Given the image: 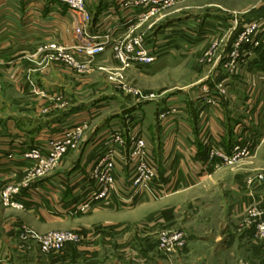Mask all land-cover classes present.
<instances>
[{
	"label": "rangeland",
	"instance_id": "obj_1",
	"mask_svg": "<svg viewBox=\"0 0 264 264\" xmlns=\"http://www.w3.org/2000/svg\"><path fill=\"white\" fill-rule=\"evenodd\" d=\"M88 1L93 20L89 33L112 43L103 54L95 57L74 54L73 48L80 43L77 37L78 41L72 45L53 38L29 48L9 46L4 57L0 56V116L6 121V116L16 113L18 120L11 122L18 127L17 132L22 135L32 132V137L35 136L28 148L17 153L27 165L12 171L0 182V223L14 220L19 253H27L32 248L34 264H40L46 255H62L69 245H86L97 238L98 245L86 250H100L92 251L95 253L90 258L157 264L160 257L170 261L176 251L186 246H178L170 252L161 239L165 233L172 236L184 231L178 223L200 231H220L226 225L234 229L250 228L255 242L264 241L258 229V224L264 222V207L257 201L247 203L242 220L231 218L227 208H223L229 203L232 209L231 203H241L243 196L264 198V59L258 56V61H253L256 55H264V27L251 32L252 25L264 20V0H136L140 3L138 14L125 13L123 23L95 34L92 25L96 15ZM129 3L131 0L120 6L127 8ZM66 8L70 17L69 7ZM112 8L115 6L103 9L102 17H110ZM144 13L149 17L143 19ZM70 23L75 31L71 19ZM249 36L252 41L241 43L242 38ZM238 42L240 45L236 48ZM236 52L239 56L233 62L232 54ZM140 53L144 56H139ZM149 56L152 62L146 63ZM226 73L231 80H227ZM49 83L59 89L49 90L45 85ZM185 101L193 102L189 111L188 103L175 107ZM229 101L233 102V109ZM188 112L193 120L190 128L199 143L197 154L184 150L178 138L174 139V145L173 139L166 140L172 127L180 123L172 124L173 120ZM229 112L235 122L228 123ZM62 114L69 122L43 123L47 117L58 115L60 118ZM2 126L6 128L8 124L0 123V129ZM44 126L49 128L44 130ZM182 127L187 132L184 129L187 126ZM42 129L45 133L39 137ZM116 130L131 144L134 136L146 141V151L157 162L161 191L137 195L130 204L118 203L112 208L135 207L149 198L174 195L169 185L174 180L180 181V199L207 196L209 203L191 205L183 200L180 212L152 215L148 220L130 223V228L113 236L110 249L99 244L109 238L103 232L104 227H110L105 223L91 227L96 228V236L93 232L84 235L82 231L54 223L44 225L34 218L31 225L23 212L28 203L32 202L35 211L44 212L43 199L57 195L56 191L50 193L52 187L60 182L69 185L76 178L92 179L96 164L107 154L106 140ZM68 132L74 136L68 139L66 152L57 158L54 151L68 142L64 138ZM131 144L127 148L130 149ZM158 144L160 149L156 152L154 146ZM166 145L169 150L163 154L162 147ZM39 147L42 148L40 158L35 161L24 158L26 150ZM184 154L195 157L198 175L188 170L187 165L195 161L190 157L186 161ZM120 161L118 158L117 164ZM133 164L129 158L123 160L125 169L116 167L115 172L124 176V170L130 167L132 172ZM129 173L130 170L125 183H121L125 187L123 193L132 192ZM189 178L199 185L185 188L183 182ZM9 188L16 191L12 198L24 203V208L6 206L4 192ZM177 199L169 202L172 206L167 205L174 207ZM82 205L78 206L79 211ZM91 206L96 208L99 204ZM156 209L146 206L144 211ZM62 231L78 234L79 240L66 242L64 247L53 245L46 251L43 238ZM144 253L150 255L148 261ZM13 261V255L0 251V264Z\"/></svg>",
	"mask_w": 264,
	"mask_h": 264
},
{
	"label": "crops",
	"instance_id": "obj_2",
	"mask_svg": "<svg viewBox=\"0 0 264 264\" xmlns=\"http://www.w3.org/2000/svg\"><path fill=\"white\" fill-rule=\"evenodd\" d=\"M127 1L128 0H89L88 5L90 8L93 6L96 15L95 21L92 25V32L95 34L97 32L110 30L117 24L123 23V20L127 17L125 13L132 12L133 15L140 12V7L135 4H129V7L127 8L120 6L123 2ZM134 1L135 0H131V2ZM110 6H115V9H111L112 14L110 17H102V10L108 9ZM66 7L67 6L63 3L53 0H0V56L4 57L5 52H8V50L5 51V49L9 46L26 45L29 48L48 40H53V38H57L60 43L66 45L76 43L78 39L72 29V24L67 15ZM122 26L125 27L124 25ZM121 30L122 29H120V31ZM258 56H260L261 60L264 59V55H256L253 60L254 62L258 61ZM227 75V80H231V77ZM45 85L51 91L59 89L50 83ZM187 103L189 104V111L190 108L193 107V102L191 101L176 104L175 107L182 106L183 104L187 105ZM231 103L233 102L229 101L230 108ZM75 112H77V110H75ZM190 113L188 112L185 115H179L180 118L177 117L173 120L172 124H176L177 121L180 123H177V125L172 127L171 130L173 131L170 137L166 140L173 139L172 144L174 145V139L178 138L181 144L183 142L184 150L186 149L189 150L188 152L192 151L197 154L199 151V143L193 136V131L190 128V124H192L193 121ZM229 113L226 118L229 119L231 116V120L228 123L235 122L236 120L232 118V113H230V115ZM15 115L16 113L6 116L8 119L6 121H4L3 116H0V123L2 125L8 124L6 128L2 126L3 128L0 129V182L2 179L4 180L9 177L12 171H18L20 168L27 165V161L20 159L17 153L28 148L30 144H32V140L35 138V136L32 137V132H25V135L17 132V130H19L18 127L11 122L13 119L18 120ZM63 115L64 114L60 115V118L57 117L58 115L47 117L43 119V123L47 124L51 121V123H57L58 121L60 123L69 122L67 118L64 119ZM128 115L131 116V113H128ZM236 123H238V121ZM184 125L187 126V128L184 129H186L188 133L182 129V126ZM42 128L45 130L49 127L44 126ZM43 129L39 132V137L45 133ZM166 140H163L164 143L172 146ZM167 145L166 147H162L163 154L167 153L169 150ZM159 147V144L154 146L156 152L160 149ZM10 155L13 156V158H10ZM184 155L187 157L186 161H189V157L193 159L192 161H195V157L187 154ZM187 166H190L188 167L189 171L198 175L199 166L196 161L195 163L192 162V165L190 164ZM123 169L125 168L122 165H119V170ZM124 171H126L124 176L119 174L121 177V183H125V178L128 176V170ZM179 182L180 181L178 180H174L169 183L173 189V193H175L174 195L162 196L158 199L149 198L135 207L123 205L120 208L114 209L112 207L96 206V208H91L88 211H79L78 206L90 195V191H88L89 179L81 180L76 178L72 180L69 185L66 182H60V185L52 187V190L50 189V193L57 192V195L51 197L52 199L50 197L48 199L47 197L43 199V207L45 206L46 208L44 212L41 210L35 211V209L32 208V202L28 203L29 206H27L23 212L29 217V223L31 225L32 218H34L40 220L41 223L44 222V225L54 223L64 228L82 231L84 235L93 232L94 236H96V228L94 227L91 229V227L97 223H105L110 227H104L105 231L103 232L112 239H106L104 241L106 244L99 241V244L105 245L106 248L110 249L111 243L109 242L110 240H113V236L115 235L117 237L121 230H127L130 228V223H138L139 221L148 220L152 215L160 216L164 214V216H168L172 212L174 214L180 212L183 208H180L179 205L182 204L183 200H185V203L188 202L191 205L209 203L207 196L204 199L190 196L184 197L185 199H180L181 193L179 192V188L181 185H179ZM196 182L195 179L189 178V180L183 182V185L185 188L196 187L199 185V182L198 184ZM58 187L59 189H57ZM79 191L80 193H78ZM177 197V201L173 203L175 206L170 207L172 204H169V202L175 200ZM223 201L224 199H221V203H223ZM252 201H257L259 206L261 205L264 207V198H250L248 196H243L241 203L240 201H237V203H231L234 205L232 209L231 205H229V203L226 204L225 202L223 208H227L228 215L231 218L242 220L245 206ZM161 203L164 205L161 206ZM146 206H153L157 209L154 210V212L151 210V212H147V210L144 211ZM138 212L140 214H138ZM210 212L211 210L209 211L208 209V213ZM14 225V220L12 219L3 222L2 224L0 223V251H5L7 255L11 254L14 256L12 264H34L32 259V248L28 249L27 253H19L18 235L15 231ZM177 225L180 226L187 235L186 246L183 249L176 251L170 261L164 260L162 259L163 257H160L157 260V264H264V241L255 242L253 240L254 232L250 228L234 229L226 225L221 228L220 231H214L213 229L200 231L187 226L184 227L181 223H178ZM118 240H116V242H119ZM97 245V238H94L90 244L88 243L81 246L69 245L64 254L46 255L44 261L40 264H136L134 261L131 262L130 260L125 259L103 258L99 260L90 258L95 253L92 251L98 250L99 248H95V250L86 249L96 247ZM108 252H110V250H108ZM84 254H86V256H84ZM143 255L145 261L150 259V255L146 253ZM2 256L3 254L1 257ZM102 257H104V255H102ZM141 264L145 263L141 262Z\"/></svg>",
	"mask_w": 264,
	"mask_h": 264
},
{
	"label": "built area",
	"instance_id": "obj_3",
	"mask_svg": "<svg viewBox=\"0 0 264 264\" xmlns=\"http://www.w3.org/2000/svg\"><path fill=\"white\" fill-rule=\"evenodd\" d=\"M58 1L63 4H66L69 7L71 21L74 22V29L76 36L80 39V43L73 48V53L80 56H88L95 57L106 52L107 48L112 45V43L108 40L101 41L99 40V36L91 35L89 33L90 23L92 24V15L88 10V6L86 0H53ZM157 3V1H156ZM160 1H158V4ZM129 4H135L136 6L140 5L136 0ZM142 4V3H141ZM143 19L149 17L146 13L143 14ZM264 27V20H259L254 25H252V31H257ZM251 36V35H250ZM249 37L242 38L241 43L243 41L249 42L248 40L252 39ZM101 38V37H100ZM240 45L238 42L236 44V48ZM117 50V49H116ZM129 51V49H128ZM73 54V56H74ZM144 56L143 53H140L139 56ZM239 53H233L232 59L237 60ZM141 59V58H140ZM146 63L152 62V57L146 58ZM144 62L145 60H141ZM233 68L236 65H232ZM77 132L81 131L79 128ZM74 136L73 133L68 132V136L64 137L65 141L63 144H60L57 150L54 151V155L59 158L66 152L67 146L69 145V141ZM70 139V140H68ZM134 143L131 144L129 139L123 138L120 131L116 130L110 136H108L106 140L107 145V154L104 156L102 161H99L95 169L93 170L92 179L89 180L88 183V191H90V195L83 202L82 210L93 208L92 204H99V207H112L114 204L118 203H126L130 204L131 201L135 199L137 195H144L147 192L152 191V194L157 192V194L161 191L159 190L158 180V166L155 159H152L150 153L146 151V141L142 138L134 136L131 140H134ZM129 142V143H128ZM128 144H131V151L127 148ZM148 146V145H147ZM42 148H31L30 150H26L24 152V158L29 160L30 158L34 159V161L40 158V152ZM118 155V156H117ZM118 158L121 159L120 164H117ZM129 160L134 161L129 173V186L132 188V192H122L125 188L124 185H121V177L118 172H115L116 167L122 165V161ZM124 163V162H123ZM128 166L127 163H124ZM46 165V164H44ZM124 166V165H122ZM120 185V186H119ZM155 191V192H154ZM12 193H16L15 190L12 191L11 188L7 189L4 192V201L6 206H11L15 208H24V203L18 202L14 198H12ZM162 194V192H161ZM98 207V206H97ZM263 221V220H262ZM258 229L260 233L264 235V222H260L258 224ZM79 232V231H78ZM169 233H165L162 235V240L165 244L166 250L173 251L178 246H184L187 243V235L184 231L180 230L172 234V236H168ZM79 235L73 232H58L52 235H48L43 238L44 249L46 251H50L53 245H57L58 247H64V244L69 241L79 240ZM65 241V242H64ZM58 242V243H56Z\"/></svg>",
	"mask_w": 264,
	"mask_h": 264
}]
</instances>
